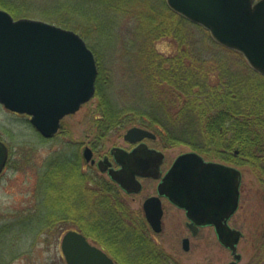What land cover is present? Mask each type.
Returning a JSON list of instances; mask_svg holds the SVG:
<instances>
[{"label":"trees","instance_id":"trees-1","mask_svg":"<svg viewBox=\"0 0 264 264\" xmlns=\"http://www.w3.org/2000/svg\"><path fill=\"white\" fill-rule=\"evenodd\" d=\"M86 1L92 13L85 20L71 18L69 14L57 17L47 11L43 15L63 27L77 31L83 28L81 36L96 54L95 97L99 102L91 123L95 141L101 144L112 132L133 125L146 126L156 131L165 147L188 144L210 159L215 157L230 164L248 165L264 188V75L251 67L247 72L254 71L256 77L245 79L239 73L228 72L229 68L223 72L222 64L219 67L213 60L206 59L204 53L195 51L188 40L189 25L201 27L213 41L210 31L174 11L166 1ZM0 7L15 17L33 13L32 6L23 0H0ZM169 36L188 47L182 49L179 45L177 53L164 54L156 42ZM99 48L118 54L129 86L117 88L119 79L115 69L106 76ZM218 68L222 70L220 79L213 82V73ZM68 150L69 155L58 156L42 174L43 199L39 207L17 214L0 226V264L6 262V248L15 249L25 234L37 232L38 235L55 236L57 222L74 220L61 210L58 214L51 211L54 205L51 193L58 190V179L66 184L69 181V209L73 206L71 200L82 195L97 209L104 207L102 209L111 214L109 223L115 225L110 229L116 236L108 230L99 231L100 225L95 221L79 225L84 219L81 216L75 217L73 222L84 234L103 245L118 264H179L146 237L149 227L143 214L136 213L135 223L130 227V220H125L128 204L119 197L118 189L103 176L89 177L79 149L74 145ZM86 180L89 185L94 183V187L83 185ZM80 187L83 191L79 194L76 189ZM60 194L58 197L63 200L66 195ZM114 211L118 213H112ZM121 236H124L123 241H118ZM125 240L131 244V252L124 250ZM249 264H264V239Z\"/></svg>","mask_w":264,"mask_h":264},{"label":"water","instance_id":"water-1","mask_svg":"<svg viewBox=\"0 0 264 264\" xmlns=\"http://www.w3.org/2000/svg\"><path fill=\"white\" fill-rule=\"evenodd\" d=\"M170 7L207 28L212 36L231 49L241 51L250 65L264 74V0H167ZM94 51L81 34L39 18L16 17L0 7V102L10 111L26 113L45 137L61 127V120L78 111L96 92L98 65ZM155 136L146 127L132 126L125 138L138 142ZM147 147V146H146ZM116 149H121L117 147ZM114 151H116L114 149ZM9 147L0 138V174ZM95 163L93 150L84 151ZM162 151L137 147L125 152L120 169L111 176L129 192H138L142 183L137 175L160 177ZM109 162L106 157L99 167ZM110 163V162H109ZM234 166L206 160L197 151L180 154L159 184V194L185 208L193 232L199 225H213L220 241L230 248L237 264L243 232L229 220L240 204L242 172ZM160 195L144 202L152 228L162 230L164 213ZM68 264H117L104 249L76 229L66 231L60 242ZM189 250V239L183 240Z\"/></svg>","mask_w":264,"mask_h":264},{"label":"rangeland","instance_id":"rangeland-1","mask_svg":"<svg viewBox=\"0 0 264 264\" xmlns=\"http://www.w3.org/2000/svg\"><path fill=\"white\" fill-rule=\"evenodd\" d=\"M159 1L161 3L167 2V0ZM23 2H27L32 6L31 11L33 13L27 16L18 15L16 19L19 17L39 18L61 25L43 14L46 11L57 17L60 14H69L68 16L71 18L85 20L92 13L88 8L89 1L86 0H23ZM80 10H85V12L79 13ZM103 15H106V10H103ZM79 27L81 29L80 25ZM189 27L188 40L191 43L190 46L195 51L204 53L206 59L213 60L219 67L222 64L223 72H226V69L229 68L227 69L228 72L239 73L245 79L252 76L256 77L254 71L247 72L251 66L244 55L242 56L235 50L218 45L217 42L210 39L201 27L194 25H189ZM82 29L81 31H75L82 34ZM156 44L164 54L177 53L179 45L182 49L188 47L186 44L181 45L179 41L170 36L159 39ZM98 50L101 52V66L105 69L106 76H110L113 69H115L114 71H116L119 79L117 88L129 86L130 84L125 80L126 75H124L125 73L119 65L118 54L113 53L111 49L99 48ZM221 73L220 68L214 71L213 82L220 79ZM119 92L117 96H120ZM93 97L89 102L83 104L78 111L64 117L61 128L52 138H45L37 131L38 129L30 121V116L10 111L0 102V137L6 141L11 149L9 162L0 175V226L14 219L17 214L32 211L39 207L43 199L41 194L42 174L47 170L48 164L51 161L53 162L54 159L56 160L58 156L69 155V147L75 145L83 157L85 146L91 145L96 150L95 156L97 159L102 157L111 147L124 143V134L129 127L112 132L102 139L101 144L99 141H95L94 137L96 135L93 134L91 123H93L92 120L99 99ZM95 142H97V145L93 144ZM158 142L166 153L164 169H168L180 154L194 150L188 144H175L165 147L161 137H159ZM208 160L222 161L215 157H211V159L209 157ZM235 166L242 172L241 198L239 208L230 219V224L243 232L238 245L242 258L237 264H249L264 239V188L262 182L248 165ZM83 168L89 174V177L98 178L103 176L105 179L108 178L107 174L99 170L97 165L96 167L91 166V164L85 162L84 158ZM86 182L83 185L87 184L90 188L94 187V183L89 185ZM56 183L58 190L56 192L53 190V193H51L54 203L51 210L53 214H58L61 210L69 215L70 219L75 220V217L81 216L84 219L78 222L79 225H87L90 221H95L100 225L99 231H110L116 236L113 230L110 229L115 223H112L113 225L109 223L111 214L103 210L104 207H98L97 209L87 197L84 198L81 195L80 198L71 200L73 206L69 209V181L66 184L62 182V179H58ZM156 185L157 181L144 180V188L140 193L127 194L120 191L119 197L128 204V211L125 216L127 219L125 220H130V227L135 223L133 217L136 216V213L143 214V201L146 196L156 192ZM87 186L85 187L87 188ZM85 190L87 191V189ZM76 191L80 194L83 190L80 187ZM61 192L66 195L63 200L58 197L61 196ZM163 207H165L163 231L157 233L149 228L146 237L171 255L173 262L179 264H230L235 260L231 250L220 241L214 226H203L197 234H193L187 225L189 219L185 209L178 207L170 199L164 200ZM69 210L70 212H68ZM74 220L66 223L57 222L55 236H49L45 233L38 235L37 232L25 234L17 242L15 249L6 248L5 264H67L63 253H61L60 242L63 234L68 229L78 227L75 226ZM185 236L190 237L189 250L182 247ZM122 239H124V236L118 238V241H123ZM92 241L96 243L94 239ZM123 246L125 247L124 250L132 251L129 241L125 240ZM131 255L133 256V254Z\"/></svg>","mask_w":264,"mask_h":264},{"label":"flooded vegetation","instance_id":"flooded-vegetation-1","mask_svg":"<svg viewBox=\"0 0 264 264\" xmlns=\"http://www.w3.org/2000/svg\"><path fill=\"white\" fill-rule=\"evenodd\" d=\"M158 139H159V137H158V135H155V136H148V137H146V138H144L142 141H140V142H136V143H133V142H130V141H128V140H126V138H124V143H122L121 145H117V146H120L122 149H116L115 147H117L116 145L115 146H113V147H111V149L109 150V151H107V152H105L104 154H103V156L102 157H98L97 159H96V157H95V159L97 160V162L99 161V160H101V159H105L106 157L109 159V162H105L104 163V165H106L107 167H108V169H110V168H117V169H119V167H121L122 166V162L121 161H119V158L120 159H122L123 158V156H124V154H125V152H131L133 149H135V148H137V147H144V148H151V149H155V150H161V151H163V152H165L164 151V148L162 147V146H160V144H159V142H158ZM147 146V147H146ZM114 148H115V150L116 151H113L114 150ZM95 149H94V156H95ZM165 159H166V153H165V157H164V161H163V163H162V165H160L161 166V177L160 178H155V177H152V176H146V177H139L140 179H141V181H142V183H143V188H144V180H154V181H157V185L155 186L156 187V192H153V193H151V194H149V196L150 195H154V194H157L158 193V187H159V183L161 182V180H162V178H163V176L167 173V171L169 170V168L171 167H169L168 169H164V163H165ZM173 164V163H172ZM171 164V165H172ZM96 165V164H95ZM106 171H107V169H106ZM106 174H107V176H108V178L107 179H109V181H110V183L114 186V187H116L117 189H118V192L120 193V191H124L125 193H127V194H137V193H128V192H126V190L124 189L123 190V188L121 187V185H119L117 182H115V181H113V179H111V176L109 175V172L107 171L106 172ZM105 178V177H104ZM140 193V192H139ZM149 196H146V198L147 197H149ZM162 197V200H163V202H164V200L165 199H168L166 196H164V195H162L161 196ZM145 198V199H146ZM144 199V200H145ZM143 203H144V201H143ZM143 206V205H142ZM115 210H116V208H114ZM112 213H114V214H116V213H118L117 211H114V212H112ZM143 214L145 215V212H144V210H143ZM164 215H165V211H164ZM164 215H163V218H164ZM145 219H146V224H147V226H150V224H149V222H148V220H147V218H146V215H145ZM189 223H190V220H188L187 221V225H188V227H189V229L192 231V233L193 234H197L198 233V231L200 230V228L201 227H203L204 225H202V226H199L198 227V229H197V233H194L193 232V229H192V226H190L189 225ZM163 224H164V220H163ZM206 226V225H205ZM151 227V226H150ZM114 234H116L115 232H114ZM90 239H91V236H88ZM185 238H189V242H190V237H187V236H185L184 238H183V240L185 239ZM102 247H104L103 245H101ZM105 248V247H104Z\"/></svg>","mask_w":264,"mask_h":264}]
</instances>
